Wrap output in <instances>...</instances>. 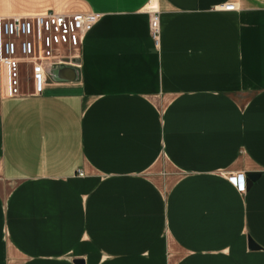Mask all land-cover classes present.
I'll return each mask as SVG.
<instances>
[{
	"label": "crops",
	"instance_id": "1",
	"mask_svg": "<svg viewBox=\"0 0 264 264\" xmlns=\"http://www.w3.org/2000/svg\"><path fill=\"white\" fill-rule=\"evenodd\" d=\"M47 11L100 17L41 94L0 67V264H264V0H0Z\"/></svg>",
	"mask_w": 264,
	"mask_h": 264
},
{
	"label": "built area",
	"instance_id": "2",
	"mask_svg": "<svg viewBox=\"0 0 264 264\" xmlns=\"http://www.w3.org/2000/svg\"><path fill=\"white\" fill-rule=\"evenodd\" d=\"M149 3L145 8L149 33L155 46H159V10L155 3ZM217 8L233 11L236 10V4L224 2ZM99 17L100 14L95 12H45L0 17V67L5 93L8 96L21 93V72L26 69L33 93L41 94L47 68L58 64H76L81 40ZM77 173L79 176L84 175L82 170ZM232 183L244 190L243 179H233Z\"/></svg>",
	"mask_w": 264,
	"mask_h": 264
},
{
	"label": "rangeland",
	"instance_id": "3",
	"mask_svg": "<svg viewBox=\"0 0 264 264\" xmlns=\"http://www.w3.org/2000/svg\"><path fill=\"white\" fill-rule=\"evenodd\" d=\"M47 12H53V11H47ZM56 12V11H55ZM58 13H63V12H58ZM75 13V12H72ZM37 14H42V13H37ZM30 15H36V14H27V15H18V16H30ZM9 16H16V14L13 15H9ZM7 17V16H4ZM28 71L25 69L23 72H21V85H25L27 86L30 82V79L28 77ZM161 173H153V174H149V177L154 178L157 183H159L161 185V187L164 189V187H166L167 184H169V181L172 180V178L174 177L173 172L170 173H165L164 168L160 170Z\"/></svg>",
	"mask_w": 264,
	"mask_h": 264
},
{
	"label": "water",
	"instance_id": "4",
	"mask_svg": "<svg viewBox=\"0 0 264 264\" xmlns=\"http://www.w3.org/2000/svg\"><path fill=\"white\" fill-rule=\"evenodd\" d=\"M58 65H62V64H58ZM58 65H51V66H49V67L47 68V72H48L49 69L51 70L52 68H54V66H55V67H59ZM64 65H65V64H64ZM77 262H78V264H83L82 260H78Z\"/></svg>",
	"mask_w": 264,
	"mask_h": 264
}]
</instances>
